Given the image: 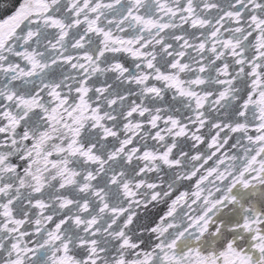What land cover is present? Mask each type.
<instances>
[{"label":"snow or ice","instance_id":"1","mask_svg":"<svg viewBox=\"0 0 264 264\" xmlns=\"http://www.w3.org/2000/svg\"><path fill=\"white\" fill-rule=\"evenodd\" d=\"M0 264H264V0H0Z\"/></svg>","mask_w":264,"mask_h":264}]
</instances>
